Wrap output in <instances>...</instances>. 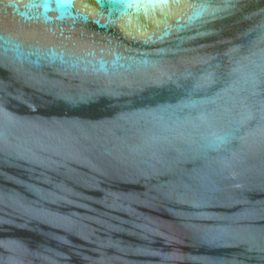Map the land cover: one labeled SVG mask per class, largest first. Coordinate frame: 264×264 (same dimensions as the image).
<instances>
[{"label": "water", "instance_id": "1", "mask_svg": "<svg viewBox=\"0 0 264 264\" xmlns=\"http://www.w3.org/2000/svg\"><path fill=\"white\" fill-rule=\"evenodd\" d=\"M0 264H264V0H0Z\"/></svg>", "mask_w": 264, "mask_h": 264}]
</instances>
